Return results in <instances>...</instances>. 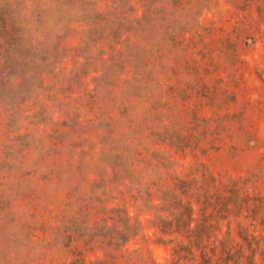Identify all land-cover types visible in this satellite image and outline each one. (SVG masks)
<instances>
[{"label": "rangeland", "instance_id": "obj_1", "mask_svg": "<svg viewBox=\"0 0 264 264\" xmlns=\"http://www.w3.org/2000/svg\"><path fill=\"white\" fill-rule=\"evenodd\" d=\"M54 1L0 0L8 13L0 17V264H49L64 256V244L31 237L26 222L33 203L48 209L68 193L74 208L101 202L148 218L138 190L152 176L141 170L137 153L173 142V113L188 112L182 94L178 102L173 96L177 80L194 76L200 83L208 54L221 47L214 42L223 24L216 12L228 7L224 0H153L143 12L136 0L133 6ZM261 52L244 55L246 84L228 85L238 93L229 110L248 112L260 136L252 170L260 153L264 160V62L252 63ZM182 156L166 152L163 168L179 173L191 159ZM214 171L219 177L221 169ZM248 186L264 194V175ZM149 225L126 247L164 264L167 251Z\"/></svg>", "mask_w": 264, "mask_h": 264}, {"label": "trees", "instance_id": "obj_2", "mask_svg": "<svg viewBox=\"0 0 264 264\" xmlns=\"http://www.w3.org/2000/svg\"><path fill=\"white\" fill-rule=\"evenodd\" d=\"M207 1L198 0L201 5ZM151 2L135 1L143 12ZM224 2L228 7L216 12L223 23L221 38L214 41L220 43L219 53L208 54L206 66H201L204 73L198 76L200 83H194V76L177 80L173 96L178 102L182 94L181 104L188 112L173 113V142L137 153L141 170L152 176L138 190L148 208V218L141 220L142 211L132 216L127 207L101 202L74 208L68 193L48 209L33 203L26 222L31 237L66 248L61 249L62 258L49 264H155L143 249L126 247L144 232L145 222L153 229L156 244L167 251L164 264H264V194L248 186L253 176L264 175L261 153L253 166L259 173L253 172L249 161L250 154L260 149L261 140L248 112L229 110L238 93L228 86L246 84L245 69L250 64L244 58L247 50L262 49L259 59L252 63L262 66L264 62V0ZM134 12L136 15L137 10ZM6 14L7 8L2 7L3 20ZM197 36L202 37L198 32ZM258 42L260 47H256ZM215 106L219 110L211 111ZM168 123L162 120L163 126ZM178 151L182 159L191 156L187 166L179 173L165 170L162 155ZM217 167L224 172L221 175L218 171L219 177L214 174ZM241 169H246L247 175L236 177ZM97 252L100 255L91 260V253Z\"/></svg>", "mask_w": 264, "mask_h": 264}]
</instances>
